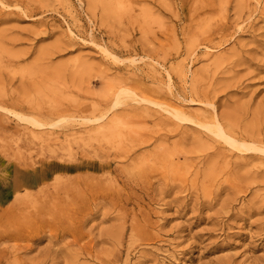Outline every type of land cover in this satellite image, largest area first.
Here are the masks:
<instances>
[{"label": "rangeland", "instance_id": "374dc122", "mask_svg": "<svg viewBox=\"0 0 264 264\" xmlns=\"http://www.w3.org/2000/svg\"><path fill=\"white\" fill-rule=\"evenodd\" d=\"M68 1L0 0V264H264V155L195 123L264 147V0Z\"/></svg>", "mask_w": 264, "mask_h": 264}, {"label": "bare ground", "instance_id": "6f19581e", "mask_svg": "<svg viewBox=\"0 0 264 264\" xmlns=\"http://www.w3.org/2000/svg\"><path fill=\"white\" fill-rule=\"evenodd\" d=\"M66 5H69V1L68 0H64ZM4 7V6H3ZM138 98H136V96L126 90H122L119 94V98L117 100V105L121 104V103H125L127 101H136ZM160 109L165 112L169 117H172L174 119H177L179 121H193L187 114L186 112L178 106H173V105H164L161 104L160 105ZM0 110H6V112L10 113L9 109H4L3 107L0 106ZM16 118L21 121V122H28L34 126H36V128H44V127H48L51 124L47 121L46 118L43 119V117H39V118H31L29 116L23 115V114H15ZM104 120V116L98 118L96 121H103ZM205 120V119H204ZM204 120H196L195 123L200 126L201 128L205 129L208 133H210L211 135L214 136V138L216 140H221L224 141L226 144H228L231 148L232 151H236V152H240V153H245V152H259L262 153L264 155V147L256 142H247V141H241L240 139H237L234 136L228 135L225 132V128L222 125V123H220L219 121H213L214 119H211L212 122H206ZM114 136V131L113 129L109 130L107 133H102L101 135L99 134V139L105 142H109ZM42 139H44L45 141L51 139L50 135H43ZM3 140L2 137L0 136V141ZM21 142V141H19ZM20 146V145H19ZM213 148H206L205 150H203V158L204 159H211L214 156H220L222 155L221 152H216L214 154H209L210 151H212ZM20 153H23L20 150L18 151H12L9 154H13L14 156H18ZM0 154L2 155H7L8 151L6 150H1ZM239 154V153H238ZM222 158H229L228 154L226 153L225 155L222 156ZM162 161L165 164V162H169L171 161L170 158H168L166 160V156L164 155L162 157ZM161 161V162H162ZM230 166V162L226 163V167ZM56 184H62V179L60 177L56 178V180L54 181ZM30 190H28L27 192H29ZM32 197H26L25 195L19 194L17 193L14 196L13 202L10 204V207L8 208L10 211H15L19 206L27 204V203H32ZM20 223V224H19ZM18 225H16V227L14 228L17 232H21V233H30V235L27 237L28 239H33L35 238V236H33V233L35 230H38V228L41 226L40 223L37 221V218L34 219H29L26 220L25 222H19ZM40 225V226H39ZM12 238H17L14 237V235L12 236Z\"/></svg>", "mask_w": 264, "mask_h": 264}]
</instances>
